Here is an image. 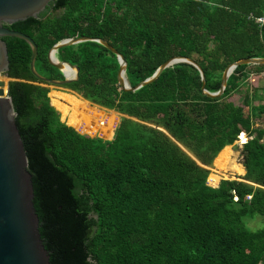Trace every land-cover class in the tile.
Masks as SVG:
<instances>
[{
    "label": "trees",
    "instance_id": "16d2710c",
    "mask_svg": "<svg viewBox=\"0 0 264 264\" xmlns=\"http://www.w3.org/2000/svg\"><path fill=\"white\" fill-rule=\"evenodd\" d=\"M260 15L264 0H51L42 16L3 25L33 40V67L47 78H63L48 48L88 36L122 54L129 86L181 55L197 62L203 87L215 91L226 64L264 57V19H254ZM1 39L6 94L50 264H264V223H247L264 219V125L252 121L264 112V92L247 80L264 62L236 64L221 93L209 96L184 60L130 90L116 82L117 58L98 41L57 47L56 60L77 66V76L59 85L120 115L106 139L66 124L49 101L48 83L29 70L27 42ZM241 133L243 172L220 178L209 167ZM212 173L217 185L209 183Z\"/></svg>",
    "mask_w": 264,
    "mask_h": 264
},
{
    "label": "water",
    "instance_id": "95a60500",
    "mask_svg": "<svg viewBox=\"0 0 264 264\" xmlns=\"http://www.w3.org/2000/svg\"><path fill=\"white\" fill-rule=\"evenodd\" d=\"M50 2L51 0H0V264H50L47 250L44 248L38 232L37 215L32 204L31 177L26 168L24 148L15 125L11 101L6 94L7 79L9 78L6 72L7 53L5 42L1 36H16L26 41L30 48L29 70L38 78L54 85L74 79L77 76V66L65 60H56L53 52L61 45L85 39L96 40L115 54L118 61L116 82L123 89L130 90L154 79L160 70L168 64L184 60L197 68L201 79V91L209 96H217L224 87L226 76L236 64L264 62L263 56L242 57L229 62L222 69L218 89L207 91L203 87V73L197 62L190 57L173 55L160 62L149 76L129 86L123 76L125 60L121 53L102 38L76 36L63 38L48 48L47 60L61 70L63 78H47L39 75L33 67L36 53L33 40L27 34L8 28L3 23H10L27 16H42ZM64 65L70 69V73L64 71Z\"/></svg>",
    "mask_w": 264,
    "mask_h": 264
},
{
    "label": "rangeland",
    "instance_id": "374dc122",
    "mask_svg": "<svg viewBox=\"0 0 264 264\" xmlns=\"http://www.w3.org/2000/svg\"><path fill=\"white\" fill-rule=\"evenodd\" d=\"M256 74H251V78H249V80L251 79V82L255 83V86L257 88L261 87V89L264 92V70H262ZM4 80H6V79H4ZM247 83H249V82H247ZM46 86H47V93L49 90H51V93L49 94V101H50L51 105L55 106L56 109L60 112V114L62 115V120H65L66 124L69 123L72 125V127L75 126L81 131H87L90 134L98 133L99 136H104V137H107L108 135L110 136L111 131L118 124L120 115L118 113H116L114 110L104 108V107H100V106H97V105L91 104V103H89L90 104L89 105L85 101H83L82 99H79L77 96H75L74 93H73L74 95L67 93L66 91H69V90L62 88V86H60V85L46 84ZM242 87L244 88V84L242 85ZM69 92H71V91H69ZM258 92H259V89H258ZM3 93H4V86H3ZM74 100H76L77 102L81 101L83 106L78 104V103L73 102ZM236 100H239V98H236ZM93 105H95L96 107L95 106L93 107ZM83 107L85 110H92L93 111L92 114L90 115V117H92V119L96 121V125L94 127V130H90L88 127H86L84 125L86 123L85 116H84L86 114V111H82ZM97 107L99 109H97ZM110 110L113 113H111V112L109 113ZM238 110L243 115L245 113H247V107L245 104L238 103ZM263 116H264V112H261L259 115H254V116H252V121L254 122V124L264 125ZM114 120H115V123H114ZM113 123H114V126H113ZM112 126H113V128H112ZM238 138L239 137H237L236 140L233 141L232 143H230L229 145L225 146L228 148L224 149L222 151V153L220 154V156L217 158V160H215L214 164L216 165V167H218L220 169H216L213 163L210 166L211 171L213 173L217 172V173H223L224 174L223 176H220V178H226V177L232 178V177H236V175L241 174L239 172L242 171L243 168L240 164V155L238 152V148L240 147V144H241L240 142H243L246 139V137L242 136V138H239V139ZM229 163L231 165L233 164V166H235V167L240 166L241 169H238L239 171L238 170L237 171L229 170L228 169ZM216 174H213L209 177V183H211V184L216 183L217 177H218ZM214 177H216V178H214ZM247 223L250 227L253 228V227H256L260 224H263L264 219L250 218V219H248Z\"/></svg>",
    "mask_w": 264,
    "mask_h": 264
},
{
    "label": "bare ground",
    "instance_id": "6f19581e",
    "mask_svg": "<svg viewBox=\"0 0 264 264\" xmlns=\"http://www.w3.org/2000/svg\"><path fill=\"white\" fill-rule=\"evenodd\" d=\"M63 69H64V71L66 72V73H70V69L67 67V66H63ZM73 102H75V103H78V104H80V105H82L83 106V104H82V102L80 101V102H77L76 100H74ZM94 110V109H93ZM82 111H86V114L84 115L85 116V120H86V123L84 124L86 127H88L90 130H94V127H95V125H96V121L95 120H93L92 119V117H90V115L92 114V110H85L84 109V107H83V109H82ZM68 124V123H67ZM85 128V127H84ZM86 129V128H85ZM91 135H93V134H91ZM242 136H245L243 133H241V134H239L238 135V137L239 138H242ZM246 140V139H245ZM233 160V159H232ZM231 160V161H232ZM240 165V164H239ZM228 169L229 170H233V171H237L238 169H241V167L240 166H237V167H235V166H233V164L231 165L230 163H229V165H228ZM239 171V170H238Z\"/></svg>",
    "mask_w": 264,
    "mask_h": 264
},
{
    "label": "crops",
    "instance_id": "0c3cea01",
    "mask_svg": "<svg viewBox=\"0 0 264 264\" xmlns=\"http://www.w3.org/2000/svg\"><path fill=\"white\" fill-rule=\"evenodd\" d=\"M257 75V74H256ZM259 75V74H258ZM249 78H251V74L247 77V79L249 80ZM253 78V77H252ZM250 81H251V79H250ZM254 85H255V83H253ZM62 88H65V87H62ZM65 89H67V88H65ZM67 90H69V89H67ZM69 91H71V90H69ZM72 93H74L73 91H71ZM75 95H77L76 93H74ZM77 96H79V95H77ZM80 97V96H79ZM80 98H82V97H80ZM83 99V98H82ZM85 100V99H84ZM87 101V100H86ZM87 102H89V101H87ZM90 103V102H89ZM111 134H112V131H111ZM244 134V133H243ZM111 136V135H110ZM110 136H108V138L110 137ZM108 138H106V139H108ZM226 145H229V144H226ZM224 148V147H223ZM219 153V152H218ZM218 155V154H217ZM216 155V156H217ZM216 156L214 157V159L213 160H215V158H216ZM212 163L214 164V161H212ZM241 164V163H240ZM242 166V165H241ZM211 167H209V169H210ZM243 168V167H242ZM243 172V171H242ZM242 172H241V174H242ZM220 179V178H219ZM219 179H218V181H219ZM218 181H217V183H218ZM217 183H216V185H217ZM216 185H214V186H216Z\"/></svg>",
    "mask_w": 264,
    "mask_h": 264
},
{
    "label": "built area",
    "instance_id": "2783aa9c",
    "mask_svg": "<svg viewBox=\"0 0 264 264\" xmlns=\"http://www.w3.org/2000/svg\"><path fill=\"white\" fill-rule=\"evenodd\" d=\"M254 19H255L257 22H261V21H263L264 17H263L262 15H260V16H256ZM262 47L264 48V42L262 43ZM237 137H238V135H237ZM238 139H239V138H238ZM240 143H241V142H240ZM245 196L248 197L249 195L246 194Z\"/></svg>",
    "mask_w": 264,
    "mask_h": 264
}]
</instances>
